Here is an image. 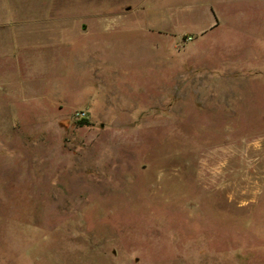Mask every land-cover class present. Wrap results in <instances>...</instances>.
Segmentation results:
<instances>
[{
  "label": "rangeland",
  "instance_id": "rangeland-1",
  "mask_svg": "<svg viewBox=\"0 0 264 264\" xmlns=\"http://www.w3.org/2000/svg\"><path fill=\"white\" fill-rule=\"evenodd\" d=\"M0 264H264V0H0Z\"/></svg>",
  "mask_w": 264,
  "mask_h": 264
},
{
  "label": "crops",
  "instance_id": "crops-1",
  "mask_svg": "<svg viewBox=\"0 0 264 264\" xmlns=\"http://www.w3.org/2000/svg\"><path fill=\"white\" fill-rule=\"evenodd\" d=\"M148 16H150V19L147 18L149 20L148 32L173 37L172 23L167 19L165 14L153 13Z\"/></svg>",
  "mask_w": 264,
  "mask_h": 264
},
{
  "label": "trees",
  "instance_id": "trees-1",
  "mask_svg": "<svg viewBox=\"0 0 264 264\" xmlns=\"http://www.w3.org/2000/svg\"><path fill=\"white\" fill-rule=\"evenodd\" d=\"M81 124H84V125H85V124H88V123H87V121L85 120V121H83Z\"/></svg>",
  "mask_w": 264,
  "mask_h": 264
}]
</instances>
